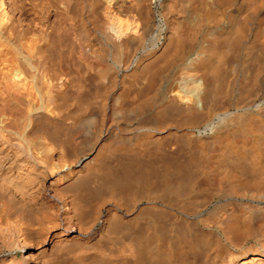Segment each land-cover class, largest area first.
I'll return each instance as SVG.
<instances>
[{
    "label": "bare ground",
    "instance_id": "6f19581e",
    "mask_svg": "<svg viewBox=\"0 0 264 264\" xmlns=\"http://www.w3.org/2000/svg\"><path fill=\"white\" fill-rule=\"evenodd\" d=\"M0 264H264V0H0Z\"/></svg>",
    "mask_w": 264,
    "mask_h": 264
},
{
    "label": "rangeland",
    "instance_id": "374dc122",
    "mask_svg": "<svg viewBox=\"0 0 264 264\" xmlns=\"http://www.w3.org/2000/svg\"><path fill=\"white\" fill-rule=\"evenodd\" d=\"M26 251H27L26 248H22V250H19V254H22V253H24V252H26Z\"/></svg>",
    "mask_w": 264,
    "mask_h": 264
}]
</instances>
